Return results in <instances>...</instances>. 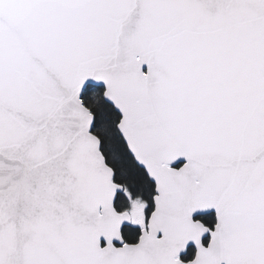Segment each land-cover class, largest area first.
Masks as SVG:
<instances>
[{
  "label": "snow or ice",
  "instance_id": "obj_1",
  "mask_svg": "<svg viewBox=\"0 0 264 264\" xmlns=\"http://www.w3.org/2000/svg\"><path fill=\"white\" fill-rule=\"evenodd\" d=\"M0 264H264V0H0Z\"/></svg>",
  "mask_w": 264,
  "mask_h": 264
}]
</instances>
